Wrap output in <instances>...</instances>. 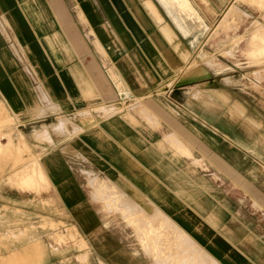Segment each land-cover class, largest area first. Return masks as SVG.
Returning a JSON list of instances; mask_svg holds the SVG:
<instances>
[{
  "label": "crops",
  "instance_id": "0c3cea01",
  "mask_svg": "<svg viewBox=\"0 0 264 264\" xmlns=\"http://www.w3.org/2000/svg\"><path fill=\"white\" fill-rule=\"evenodd\" d=\"M263 32V0H0L2 151L16 155L23 139L35 151L34 129L62 118L49 136L95 160L53 151L42 165L62 202L56 220L87 241L54 258L150 264L144 247L114 235L118 217L105 219L91 196L93 172L124 182L148 221L153 210L193 243L185 252L264 264V112L259 92L236 82L264 66Z\"/></svg>",
  "mask_w": 264,
  "mask_h": 264
},
{
  "label": "rangeland",
  "instance_id": "374dc122",
  "mask_svg": "<svg viewBox=\"0 0 264 264\" xmlns=\"http://www.w3.org/2000/svg\"><path fill=\"white\" fill-rule=\"evenodd\" d=\"M260 36L262 41L259 50L262 56L260 62H264V32L260 33ZM189 65L185 68V72L201 66L197 61ZM185 74L183 80L186 78ZM254 74H257L256 78ZM254 74L245 76L236 82L242 84L243 88L250 87L259 92L258 95H261L259 105H262L260 110L264 112V66ZM244 93L254 99L252 93H246V91ZM160 94L159 92L151 97H157ZM91 112L87 111L84 115H91ZM61 120L62 118L56 124L57 127L41 134H34L36 128L34 129L32 136L38 139L41 145L37 148L32 146L35 151L29 149L24 139L21 147L12 145L13 148H17V151L16 155L11 157L7 152L2 151L3 147L0 146V264H63L61 258H54L63 255L62 250L68 248L69 251H75V249L87 247V241L81 237L75 222L70 220L64 223L56 220L62 217L60 209L62 202L52 181L42 168L47 155L53 151L70 153L71 157L83 163L95 162L93 157L80 150L78 145L69 143L65 145V138L55 141L49 136L51 131L60 132L63 129ZM66 121L75 124V120L66 119ZM66 123H64V128H66ZM9 150L12 151V148ZM7 168L13 169L12 172L11 170L5 172ZM86 175L90 182L91 196L96 198L99 203L98 208L104 214L105 219L108 220L109 216L118 217L113 231L117 234L114 235L122 237L123 243L127 245L135 243L144 247L146 259L150 260V264H215L199 250L196 253L185 252V249L193 248V243L184 237H177V233L171 229L166 220H158L153 210L151 211L153 218L148 221L147 214H143L141 201L131 190L127 189L124 182L109 174L94 175L93 172H87ZM20 191H23L22 194ZM133 202L137 205L133 206L131 204ZM107 226L103 234L109 235L110 230ZM179 241L182 243L179 244ZM4 247L9 251L1 250ZM75 254L79 255L76 252L71 253L72 256ZM116 256H119L117 259L122 261L128 258L130 261L135 259L132 253L119 252ZM115 259L114 257L113 260ZM67 264H73V262L67 259Z\"/></svg>",
  "mask_w": 264,
  "mask_h": 264
},
{
  "label": "bare ground",
  "instance_id": "6f19581e",
  "mask_svg": "<svg viewBox=\"0 0 264 264\" xmlns=\"http://www.w3.org/2000/svg\"><path fill=\"white\" fill-rule=\"evenodd\" d=\"M210 38H211V37H210ZM206 40H207V39H206ZM205 54H206V53H205ZM201 57H202V56H201ZM205 57H206V56H205ZM194 61H195V60H194ZM194 64H195V63H194ZM187 67H188V66H187ZM183 71H184V68H183ZM183 71H182V72H183ZM215 72H216V71H215ZM185 73H186V72H185ZM181 74L183 75V73H181ZM181 74H180V75H181ZM182 75H181V76H182ZM61 121H63V120H61ZM53 126L57 127V125H53ZM55 127H54V128H55ZM50 129H51V128H50L49 126H47V125H43L42 128H36V129H35V134L38 135V134H41L42 132H45L46 130H50ZM112 186H113V185H112ZM7 187H8V186H7ZM116 188H117V187H116ZM23 191H24V190H23ZM23 191H20V193L22 194ZM18 192H19V191H18ZM25 192H26V191H25ZM25 192H24V193H25ZM25 194H27V193H25ZM25 194H24V195H25ZM31 194H32V193H31ZM39 194H40V193H39ZM143 198H144V197H143ZM156 211H157V210H155V212H156ZM159 211H160V210H159ZM188 237H189V236H188ZM186 238H187V237H186ZM187 239H188V238H187ZM187 239H186V240H187ZM190 239H191V238H190ZM190 239H189V240H190ZM184 243H185V240H184ZM185 244H186V243H185ZM177 245H179V244H177ZM189 245H190V243H189ZM189 245H187V246H189ZM190 247H191V246H190ZM193 252H195V251H193ZM80 256H81V255H80ZM214 263H215V262H214Z\"/></svg>",
  "mask_w": 264,
  "mask_h": 264
}]
</instances>
